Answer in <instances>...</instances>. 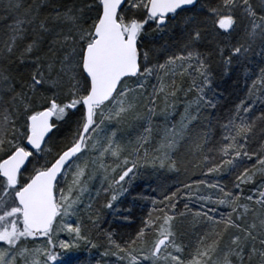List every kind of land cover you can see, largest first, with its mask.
<instances>
[{
	"label": "snow or ice",
	"instance_id": "6c2138e0",
	"mask_svg": "<svg viewBox=\"0 0 264 264\" xmlns=\"http://www.w3.org/2000/svg\"><path fill=\"white\" fill-rule=\"evenodd\" d=\"M93 261L264 264V0H0V264Z\"/></svg>",
	"mask_w": 264,
	"mask_h": 264
},
{
	"label": "rangeland",
	"instance_id": "374dc122",
	"mask_svg": "<svg viewBox=\"0 0 264 264\" xmlns=\"http://www.w3.org/2000/svg\"><path fill=\"white\" fill-rule=\"evenodd\" d=\"M94 251H95V250H93V252H94ZM81 255L84 256V257L90 258V257L92 256V253H89V252H82ZM96 258L99 259V256L97 255Z\"/></svg>",
	"mask_w": 264,
	"mask_h": 264
},
{
	"label": "trees",
	"instance_id": "16d2710c",
	"mask_svg": "<svg viewBox=\"0 0 264 264\" xmlns=\"http://www.w3.org/2000/svg\"><path fill=\"white\" fill-rule=\"evenodd\" d=\"M169 183L171 184V183H175V181H169ZM87 258V257H86ZM89 259H91V257L89 258ZM96 259H98V258H96ZM93 264H95V262L93 261Z\"/></svg>",
	"mask_w": 264,
	"mask_h": 264
}]
</instances>
